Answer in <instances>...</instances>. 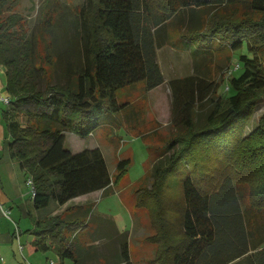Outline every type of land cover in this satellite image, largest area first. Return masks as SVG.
<instances>
[{
    "label": "trees",
    "instance_id": "obj_1",
    "mask_svg": "<svg viewBox=\"0 0 264 264\" xmlns=\"http://www.w3.org/2000/svg\"><path fill=\"white\" fill-rule=\"evenodd\" d=\"M21 3L0 0V66L12 99L2 120L10 158L33 183L34 208L63 206L98 191L114 193L130 159L118 161L111 175L100 149L72 154L64 147V134L88 138L105 114L126 112L130 105L117 103L119 90L143 84L149 93L164 85L157 51L168 46L188 51L190 41L200 48L191 54L193 73L169 82L175 136L153 162L150 189L142 187L137 197L155 231L146 239L157 247L156 264H264V116L251 135L244 134L264 96L257 54L264 44V0H88L80 13L85 62L67 64L63 74H53V67L62 65L61 56L51 58L53 43L41 56L39 38H29ZM209 8L214 12L204 26L173 41L175 31H184L173 27L183 23L187 11ZM43 10L39 29L50 33L61 14L57 18ZM216 41L233 57L238 53L241 67L219 84L210 58L220 48L209 47ZM224 82L229 89L215 96ZM136 114L127 116L130 122L138 120ZM90 211L81 219L60 215L39 222L33 251L52 248L61 261L81 264L67 236L78 237L82 227L77 225ZM114 264H132L126 242Z\"/></svg>",
    "mask_w": 264,
    "mask_h": 264
},
{
    "label": "rangeland",
    "instance_id": "obj_2",
    "mask_svg": "<svg viewBox=\"0 0 264 264\" xmlns=\"http://www.w3.org/2000/svg\"><path fill=\"white\" fill-rule=\"evenodd\" d=\"M46 1H50L48 6ZM87 5L88 0H22L19 12L26 18L29 38L33 41L36 37L39 38L41 56L50 53L52 48L50 49L49 46L51 43L55 47L54 50L56 49L55 52L52 49V60L61 56L62 65L53 67L54 72L57 69V73L53 74H63V70L69 63L76 67L85 62V39L83 38L80 13ZM43 7V12L51 16L58 18L61 14L56 29L53 28L50 33L39 29V18ZM213 12V8L187 11L184 14L183 23H176L173 27L184 29L183 32L175 31L173 33V41L179 42L186 37L187 32L204 26L207 17ZM40 32H43L44 38L38 36ZM188 42L193 45L192 52L196 48L200 49L196 43ZM219 44L220 42L217 41L211 46L206 44L212 49L220 48L210 58L212 60V74H215L214 78L218 84L222 76L225 81L227 79L229 59L232 62L231 65L238 62V53H235L233 57L229 49ZM257 54L259 62L264 68V44L257 47ZM191 59V53L189 55L170 46L165 47L158 55V62L166 80L164 85L149 93L145 92L143 84L119 90L116 94L117 103L130 105L126 112L122 110L120 114H105L102 117V126L94 132V136L91 138L81 139L73 133L70 134L71 137L69 134L67 135L64 146L66 150L82 152L100 149L111 175L115 173L118 161L127 159L131 161L124 179L116 187L114 193L99 197L95 201V209L92 213L94 216L88 217L87 221H82L77 225V227H82L78 237L75 238L71 232L67 236V244L72 248V252L77 259L79 258L81 264H114L120 256L119 252L122 251L124 242L127 243L132 264H156L154 259L157 247L146 239L155 234L152 218L146 208L138 207L137 197L142 187L145 186L150 189L153 162L160 159L168 143L175 136V130L171 125L172 92L169 82L191 75L193 72ZM45 69L51 74L50 67L45 66ZM39 83L41 90H44L45 81L42 80ZM56 83L58 80L55 77L53 84ZM225 84L226 82L221 85L215 96L218 97L223 94ZM134 113L139 115L138 117L136 114L138 120L130 122L127 116L134 115ZM263 116L264 96L255 106L252 117L245 128V137L251 135L259 127ZM113 117L114 120H112ZM161 124L164 125L163 128H160ZM157 125H159L158 128ZM52 209L53 207L50 206L46 214ZM101 215H106L115 221L119 228V235L113 229L110 231V228L106 224H102V221L99 223L96 217ZM84 223L85 227H83ZM20 229L23 230L22 227ZM116 251L118 255L114 254ZM16 255V258H9L12 264H52L51 262L54 264H61V262L74 264L70 259L61 261L59 254L50 248L46 251L39 250L33 254L19 251L16 252ZM1 256L5 258L3 254ZM5 264H7V260Z\"/></svg>",
    "mask_w": 264,
    "mask_h": 264
},
{
    "label": "crops",
    "instance_id": "obj_3",
    "mask_svg": "<svg viewBox=\"0 0 264 264\" xmlns=\"http://www.w3.org/2000/svg\"><path fill=\"white\" fill-rule=\"evenodd\" d=\"M164 48L157 51V58L159 52ZM183 53H188L190 55L192 51L189 49L188 51H183ZM5 95H8L6 92V74L5 69L0 66V97ZM0 106L4 107L3 109L0 107V261L2 264H5L7 260V264H12L9 258H16V252L26 251L29 254L35 253L32 249V245L38 239L34 231L37 229V224L39 222L49 220L62 214L70 215V219H81L88 209L91 210L89 212V217H92L94 216L92 213L95 209V201L98 200L99 197H104V194L103 191L94 192L75 198L63 206L52 203L50 206H52L53 209L50 210L48 214H46V212L50 206L44 210L37 211L34 208L31 187L28 185L29 177L26 176L25 172L10 158V136L2 120V113L7 107L1 102ZM163 126L164 125L161 124L160 128H163ZM158 127L159 125H157V128ZM68 134L69 137H71L70 134L72 133L68 132L64 134L65 142ZM93 136L94 134L90 135L89 138ZM68 151L72 154L80 153L71 150ZM96 219L99 223L102 221V224H106L110 228V231L113 229L114 232L119 233L118 226L110 217L101 215L98 216V218L96 217ZM21 227L23 230L20 229ZM142 235L144 237V233ZM129 237L130 235L128 238ZM47 244V246L51 245L50 242ZM119 253L121 254V252ZM2 254L5 258L1 256ZM114 254H117V251L114 252Z\"/></svg>",
    "mask_w": 264,
    "mask_h": 264
},
{
    "label": "built area",
    "instance_id": "obj_4",
    "mask_svg": "<svg viewBox=\"0 0 264 264\" xmlns=\"http://www.w3.org/2000/svg\"><path fill=\"white\" fill-rule=\"evenodd\" d=\"M240 69H241V67H240V64L238 62H236L235 64H232V66L227 69V73H228L227 78L229 76H231L234 72H236ZM228 89H229V87H228V85H226L225 90L227 91ZM0 102L3 103L6 107H8L11 104L12 99L10 98L9 95H5V96L0 97ZM28 185L31 187L32 197H34L35 196V189H34V186H33L31 179L28 180ZM51 263L54 264L53 262H51Z\"/></svg>",
    "mask_w": 264,
    "mask_h": 264
}]
</instances>
